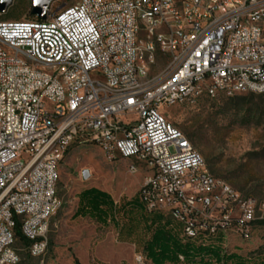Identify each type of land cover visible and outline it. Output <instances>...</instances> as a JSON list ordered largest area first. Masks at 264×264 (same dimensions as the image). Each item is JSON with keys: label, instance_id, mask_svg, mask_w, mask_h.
I'll use <instances>...</instances> for the list:
<instances>
[{"label": "built area", "instance_id": "obj_1", "mask_svg": "<svg viewBox=\"0 0 264 264\" xmlns=\"http://www.w3.org/2000/svg\"><path fill=\"white\" fill-rule=\"evenodd\" d=\"M258 6L264 0H79L55 13L47 9L43 20L0 21V264H20L17 221L30 255L43 256L44 217L57 194L52 181L63 150L77 138L108 146L109 159L140 157L146 176L138 196L150 205L147 214L179 223L181 235L249 239L264 220V202L212 175L166 113L167 101L176 106L181 94L199 90L212 98L227 82L244 95L259 94L264 15L242 20L246 8ZM137 15H144V27H137ZM154 15L164 17V26L154 24ZM163 27H170V39H163ZM148 34H159L168 50L162 73L169 80L152 87H145L155 60ZM37 46H46L47 55H38ZM141 52H149L148 63H139ZM53 58H66V65L51 70ZM232 58L246 59V66L232 65ZM54 77L63 87H54ZM135 264L151 261L139 252Z\"/></svg>", "mask_w": 264, "mask_h": 264}, {"label": "rangeland", "instance_id": "obj_2", "mask_svg": "<svg viewBox=\"0 0 264 264\" xmlns=\"http://www.w3.org/2000/svg\"><path fill=\"white\" fill-rule=\"evenodd\" d=\"M78 1L54 0L48 11L55 13ZM30 11L31 0H13L0 14V21L26 20ZM162 65L157 62L151 73L159 74ZM232 98L202 96L194 103L168 107L166 116L201 154L212 175L244 196L264 202V94ZM130 166L136 169L130 171ZM83 170L89 171L87 180L82 177ZM58 174L61 206L50 220L46 251L43 256H31L15 240L20 264H72L73 256L81 264H135V255L143 252L150 231L142 212L123 211L120 206L138 195L146 176L144 168L117 155L109 159L95 145L75 143L59 162ZM92 186L110 194L116 208L114 219L96 201L87 203L86 216L73 217L78 194ZM252 230L250 240L226 238L227 244L244 251L248 264L256 262L257 253L264 254V223L255 224Z\"/></svg>", "mask_w": 264, "mask_h": 264}, {"label": "trees", "instance_id": "obj_3", "mask_svg": "<svg viewBox=\"0 0 264 264\" xmlns=\"http://www.w3.org/2000/svg\"><path fill=\"white\" fill-rule=\"evenodd\" d=\"M26 20L38 21L39 19L29 13ZM238 96L240 95L233 96L232 99H236ZM89 201L99 202L107 208L110 218L114 219L116 208L112 197L106 191L93 186L83 189L78 194L77 208L73 217L86 216L89 213L87 207ZM120 207L123 211L127 208L128 212L139 210L145 215V218H142L147 223L150 236L144 242L143 253L151 261V264H248L249 258L243 254L244 251L239 250L236 246L225 244L220 234L210 236L206 240H202L201 237L197 240L183 239L179 223L165 218L161 214H147L138 195ZM263 223V221H258L256 224ZM15 238L28 249L30 241L22 235L18 221L15 227ZM257 257L256 262L252 264H264V254L257 253ZM72 258V264H81L77 257L73 256Z\"/></svg>", "mask_w": 264, "mask_h": 264}, {"label": "bare ground", "instance_id": "obj_4", "mask_svg": "<svg viewBox=\"0 0 264 264\" xmlns=\"http://www.w3.org/2000/svg\"><path fill=\"white\" fill-rule=\"evenodd\" d=\"M175 4H182V0H175ZM264 15V6L258 7H251L246 8L245 11L242 13V20H251L253 16H263ZM154 24L157 26H164V17L162 15H154ZM145 25V17L144 15H137V27H144ZM163 39H170V27H163ZM148 45H149V52H151L152 57H155L154 64H149L148 72H146L145 78V87H152V84L155 83H164V80H169V73H162L164 68L167 67L168 61V50L166 48H162L160 43V35L159 34H148ZM149 52H141L139 54V63H148L149 60ZM37 54L38 55H47V48L46 46H37ZM157 62H162L161 72L159 74L153 75L151 73V68L155 66ZM66 65V58H53L50 62V69L51 70H59L62 69L63 66ZM232 65L236 66H246V59L244 58H232ZM99 82H106V74H99ZM53 85L54 87H63V79L62 77H54L53 78ZM258 93L264 94V83L259 84L258 86ZM244 94L243 92H239V85H236L235 82H227L225 85L222 86L221 90H218V93H215L212 98L224 96V97H233L236 95ZM206 96L209 97V91L207 90H199L195 93H183L181 94V100H178L176 104L179 103H194L198 100V98ZM174 105V101H167V108ZM56 107V100H49L48 101V108H55ZM92 144L98 147L105 156H112V149L108 146H101L98 143H88L86 138H77L74 140V144ZM71 146V145H70ZM69 146V147H70ZM69 147L63 150L62 159L69 149ZM191 151L194 152L195 156L202 157L201 154L194 149L190 142ZM127 160L135 161L141 165L140 157L135 155H128ZM133 168L132 166H130ZM57 183H58V176L55 177L52 181V188L57 190ZM140 193V190H139ZM138 193V195H139ZM142 202L141 198H139ZM144 209L147 213H150V205L146 204V202H142ZM61 206V201L56 194L55 196V205H50L48 209H46V215L44 217V225H49L50 220L56 215L59 208ZM253 230L249 232V239H242V240H250L252 237ZM183 239H190L194 240L199 238L195 235H181ZM180 236V237H181ZM210 236L202 237V240H206ZM226 238L224 237V243L227 244ZM200 239V238H199ZM211 240V239H209ZM218 240V239H217ZM228 240V239H227ZM201 241V240H199ZM219 241V240H218ZM212 243V242H211ZM214 243V241H213ZM217 243V242H216ZM223 243V244H224ZM201 244V243H199ZM206 244V243H205ZM214 245V244H213ZM222 246V245H221ZM44 254V252H43ZM182 259L181 256H179ZM15 259L19 261L18 253L15 252Z\"/></svg>", "mask_w": 264, "mask_h": 264}, {"label": "water", "instance_id": "obj_5", "mask_svg": "<svg viewBox=\"0 0 264 264\" xmlns=\"http://www.w3.org/2000/svg\"><path fill=\"white\" fill-rule=\"evenodd\" d=\"M54 0H31L30 14L43 20L46 18L47 9ZM13 0H0V13H5L12 5ZM89 171L83 170L82 177L87 180L89 178Z\"/></svg>", "mask_w": 264, "mask_h": 264}, {"label": "crops", "instance_id": "obj_6", "mask_svg": "<svg viewBox=\"0 0 264 264\" xmlns=\"http://www.w3.org/2000/svg\"><path fill=\"white\" fill-rule=\"evenodd\" d=\"M126 160V159H125ZM129 161V160H128Z\"/></svg>", "mask_w": 264, "mask_h": 264}]
</instances>
